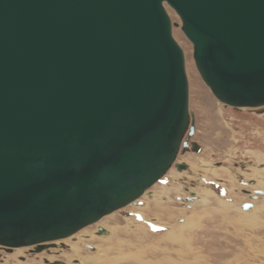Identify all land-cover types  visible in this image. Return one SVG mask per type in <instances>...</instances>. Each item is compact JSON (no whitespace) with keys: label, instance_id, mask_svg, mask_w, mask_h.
<instances>
[{"label":"water","instance_id":"obj_1","mask_svg":"<svg viewBox=\"0 0 264 264\" xmlns=\"http://www.w3.org/2000/svg\"><path fill=\"white\" fill-rule=\"evenodd\" d=\"M166 5L214 97L264 111V0H0L1 246L41 251L200 150Z\"/></svg>","mask_w":264,"mask_h":264},{"label":"rangeland","instance_id":"obj_2","mask_svg":"<svg viewBox=\"0 0 264 264\" xmlns=\"http://www.w3.org/2000/svg\"><path fill=\"white\" fill-rule=\"evenodd\" d=\"M166 9L178 22L172 33L184 51L195 120L190 140L198 142L200 150L178 154L176 160L188 165L185 169L171 166L134 203L64 240L78 242L80 256L93 258L84 264H264V115L226 106L214 97L196 69L178 15L170 6ZM185 194L192 197L185 200ZM244 201L253 205L244 208ZM98 225L106 233L98 236ZM86 233L96 235L90 240L84 238ZM85 242L94 248H85ZM16 249L0 264H47L40 252L20 260L25 248ZM55 254L59 252L51 256ZM60 254L68 264H76L69 261L76 258L72 248Z\"/></svg>","mask_w":264,"mask_h":264},{"label":"flooded vegetation","instance_id":"obj_3","mask_svg":"<svg viewBox=\"0 0 264 264\" xmlns=\"http://www.w3.org/2000/svg\"><path fill=\"white\" fill-rule=\"evenodd\" d=\"M226 105V104H225ZM226 106H230V105H226ZM231 107V106H230ZM234 107V106H232ZM235 108H241V107H235ZM247 109L253 111L254 113L258 114V115H264V111H257L256 109L257 108H250V107H246ZM195 121V120H194ZM240 167L243 168L245 167L244 164H240ZM247 190V189H246ZM189 193V192H188ZM251 195V194H250ZM178 199L181 198L182 196L178 195ZM253 196V195H251ZM191 194L190 195H184V199L186 200V198H191ZM97 228V226H96ZM87 234V233H86ZM94 235H96L94 233ZM74 238V237H73ZM84 238H87V237H84ZM51 244H47L45 247H43L41 249V251H34L33 250V246H24L22 248H25V251H24V254H18V256L20 257L19 259L20 260H25L26 259V256L27 254L31 255H35V256H38L37 253L40 252L41 256H40V259H42V261H44V259L48 260V261H53V260H62L64 261L66 264L67 263V259H64L62 257H60V253H62V250H66V249H70L71 247L69 246V244L66 242V240H64V238L62 239H59V240H54L52 242H49ZM84 247L85 248H88L90 250H92L95 246L93 243H90V242H85L84 244ZM16 248V247H12L10 249H6L4 246H1L0 245V261H2L4 258H6V253H9V254H12V250ZM56 251V252H59V254H55L53 257L51 256V254ZM30 257V256H29ZM73 263H76V261L78 262V259L75 258V257H72V260H71ZM45 262V261H44ZM14 263V262H13ZM46 263V262H45Z\"/></svg>","mask_w":264,"mask_h":264},{"label":"bare ground","instance_id":"obj_4","mask_svg":"<svg viewBox=\"0 0 264 264\" xmlns=\"http://www.w3.org/2000/svg\"><path fill=\"white\" fill-rule=\"evenodd\" d=\"M187 151H188V150H187ZM176 161H177V160H176ZM178 162H180V161H178ZM172 166H174V165H172ZM187 166H188V165H187ZM174 167H175V166H174ZM170 168H171V167H170ZM209 168H210V166L208 167V169H209ZM177 170H178V169H177ZM181 170H182V169H181ZM181 170H178V171H181ZM197 170H198V169H197ZM214 170H215V169H214ZM212 171H213V170H212ZM248 191H249V190H248ZM255 192H256V193H259L257 190H256ZM261 193H263L262 190L260 191V194H261ZM191 194H192V193H191ZM253 197H256V196L253 195ZM134 202H135V201H132V202H130V203H134ZM244 202H245V201H244ZM251 203H252V202H251ZM128 204H129V203H128ZM252 205H253V204H252ZM72 235H73V234H72ZM84 235L87 236L86 239H90V240H91V239L93 238L94 233H93L92 235H91V234H88V233H87V234H84ZM101 235H102V234H101ZM70 236H71V235H70ZM77 236H79V235H77ZM81 236H82V235H81ZM98 236H99V234H98ZM79 237H80V236H79ZM104 238H105V237H104ZM78 240H79V239H78ZM78 240H77V241H78ZM74 243H75V241H74ZM77 244H78V242H77ZM77 244H76V245H75V244H71V243L69 244V246L72 248L73 253L76 255V258H78V262L76 261V264H77V263L82 264L84 260L91 261V260L93 259V258L91 259V257L84 258V257L80 256V254H79V250H80V249H79V247H78ZM18 249H19V248H18ZM15 250L17 251L16 248H15ZM15 250H14V251H15ZM19 250H21V249H19ZM16 251H15V252H16ZM13 253H14V252H13ZM108 253H109V252H108ZM14 254H15V253H14ZM94 255H95V254H94ZM66 256H67V255H66ZM73 256H74V255H73ZM95 256H96V255H95ZM79 257H80V258H79ZM92 257H93V255H92ZM71 258H72V257H70L69 261L71 260ZM95 258H96V257H95ZM95 258H94V259H95ZM93 263H94V262H93ZM83 264H84V263H83Z\"/></svg>","mask_w":264,"mask_h":264}]
</instances>
